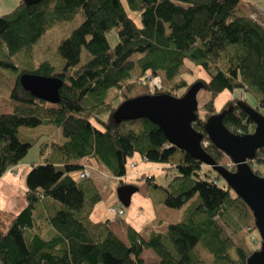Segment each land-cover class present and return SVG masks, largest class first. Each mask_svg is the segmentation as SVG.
Instances as JSON below:
<instances>
[{
  "label": "trees",
  "instance_id": "16d2710c",
  "mask_svg": "<svg viewBox=\"0 0 264 264\" xmlns=\"http://www.w3.org/2000/svg\"><path fill=\"white\" fill-rule=\"evenodd\" d=\"M125 1L140 11L142 25L128 14L124 0H20L0 13V66L15 70L11 76L0 71L3 100L13 106L12 112L0 113V177L23 160L41 135H53L52 128L58 135L39 143L45 161L27 173L26 206L16 213L0 209V264H148L143 252L150 248L160 259L154 264H247L259 248L241 234L254 223L252 211L212 166L171 144L150 119L118 121L114 112L130 97L181 96L203 81L213 97L199 105L204 115L198 109L194 128L208 137V118L225 111L222 121L229 130L253 132L255 120L242 107L250 105L246 97L230 96L221 106L215 98L223 90L252 91L258 103L250 106L263 114L264 25L241 8L247 0ZM77 12L84 19L57 45V58L36 59V44L47 30ZM113 29L119 35L115 47L107 37ZM187 59L207 77L189 81ZM24 72L60 76V102L33 96L20 82ZM151 77L160 80L154 90L144 80ZM41 125H52L51 131L21 137L22 127ZM204 148L219 163L236 168L211 142ZM135 154L175 171L166 185L154 173L138 175L147 188L159 190L155 202L186 207L166 231H153L150 237L128 223L125 241L110 229V219L90 217L103 198L104 182L71 173L83 169L80 160L88 157L124 184ZM249 163L255 173L264 174L256 168L264 166V146ZM49 200L60 206L49 208ZM199 245L213 255L211 263Z\"/></svg>",
  "mask_w": 264,
  "mask_h": 264
},
{
  "label": "water",
  "instance_id": "95a60500",
  "mask_svg": "<svg viewBox=\"0 0 264 264\" xmlns=\"http://www.w3.org/2000/svg\"><path fill=\"white\" fill-rule=\"evenodd\" d=\"M26 1L36 4L43 0ZM20 82L35 97L52 103L61 100L63 79L60 76L24 72ZM203 85V81L194 82L181 96L164 92L130 97L119 104L114 116L118 121L142 117L150 119L163 130L171 144L212 166L244 200L254 216L261 238L260 246L249 256L247 264H264V174L255 173L249 163L255 157L256 150L264 146V115L252 106L242 104L256 124L254 131L248 134L229 130L222 121L225 111L208 118L205 126L207 136L236 165L234 170L230 169L207 152L202 145L204 135L193 126L198 117V92ZM137 190L138 186L132 183L119 185L117 193L120 202L129 206Z\"/></svg>",
  "mask_w": 264,
  "mask_h": 264
},
{
  "label": "rangeland",
  "instance_id": "374dc122",
  "mask_svg": "<svg viewBox=\"0 0 264 264\" xmlns=\"http://www.w3.org/2000/svg\"><path fill=\"white\" fill-rule=\"evenodd\" d=\"M254 5H260L264 6V0H251ZM20 0H0V13L5 14L9 11H11ZM126 9L128 14L137 22L138 25H142L141 21V15L139 10L131 9L126 1L124 0ZM257 11V10H256ZM84 19V15L82 12H77L72 18L62 20L49 28L47 32L42 36L41 40L38 41L36 44V54L35 58H47V57H54L57 58L56 52H57V45L60 43V41L68 36L71 31L77 27L82 20ZM264 24V21H262ZM107 37L109 40V44L111 47H115L117 42L119 41V35L115 29L110 30L107 33ZM37 55V57H36ZM187 65L191 67L192 71L186 75L187 79L189 81H194L195 78L198 76H204L207 77L205 71L198 65H195L193 62L187 59L186 61ZM0 71H4L7 73V75H14L15 70L11 68H6L0 66ZM147 77V75H145ZM4 77H0V113L6 112L4 109H7L8 105L12 106L9 103L4 102L3 97L6 96V91L2 90V79ZM144 78V77H143ZM142 78V79H143ZM149 83V86L151 90H154V84H160V80L157 78H148L144 79ZM2 81V82H1ZM139 90H136L137 93ZM242 93L240 90H223L219 92L215 98L216 106H221L222 103L231 97H241V99H244L246 97V100L248 103L252 106H256L258 101L256 94L252 91H246V94ZM213 97L212 92L209 91L206 87H201V89L198 92V101L199 105L202 106L206 101L211 99ZM9 108V107H8ZM260 111L264 114V106L261 107ZM199 115L203 116L204 111L199 109ZM52 125H41L37 127H22L21 130V137L23 139H27L28 137H25L24 134L31 133V134H37L41 130L45 131H51ZM53 129V135L50 134V132L47 134L45 133L43 136L41 135L37 142H34V145L30 148L28 154L23 158L24 162H31L38 161L40 163L45 161V155H43L40 152V146L39 143L42 140H45L46 138H55L57 137V133L54 132ZM22 160V161H23ZM92 160V164L88 163L86 164L88 169L90 170L91 175H95L100 180L104 182V188H103V198L99 202V204L96 205V207L93 209V218L96 221H105L108 219H116L119 217V219H123V216H118L114 213H111L109 211V207L114 206H122L125 209V215L128 217V220L131 224L136 226L139 230L142 231V233L150 237L153 231H166L167 223L173 222L176 220H179L182 216L183 209L186 207V204L181 208H172L169 206H164L165 211L161 210L160 204L155 202V199H157L158 195L160 194L159 190H155L152 188H147L146 183L138 176L140 173H142L143 166H147L146 171L149 174L154 173L156 175V181L162 185H166L167 182L172 177V174L175 173V171H170L165 169V164L154 162V161H147L146 159H143L139 154H135L133 157L129 159L128 165H127V174L124 176V181L126 183H132V184H138L140 188L132 195V201L129 206H124L119 198L117 193V188L120 183V179L116 178L114 176L109 175L108 173L104 172L102 169L98 168L96 166V161L94 159ZM224 161H230L229 157L225 156ZM83 161L82 159L80 162ZM136 161L137 163L133 165V162ZM85 162H89L88 159L85 160ZM82 163V162H81ZM23 177L25 176L26 168L25 166H19ZM23 168V169H22ZM257 169H261V171L264 172V166L262 164H257ZM82 169L75 170L71 174L75 178L80 177V172ZM24 171V172H23ZM140 171V172H138ZM171 211V212H167ZM174 213V214H173ZM178 215L177 217L170 219L169 216L174 217L175 215ZM140 215V216H139ZM152 220V223L147 227L142 226V222H149ZM253 221V220H252ZM253 222L251 223V225ZM247 225L243 227L241 234L247 235V231L245 230ZM121 232V231H119ZM255 235L257 237H260L259 230L257 228L254 229ZM249 235H247L248 237ZM249 241V237L247 238ZM251 242V241H250ZM253 243V242H252ZM254 247H259V245L253 243ZM200 252L203 256V258L208 262L211 263L213 260V255L210 254L206 249L202 248L199 245ZM143 257L148 264H154L157 263L160 259L159 256L156 254V252L153 249H146L143 252Z\"/></svg>",
  "mask_w": 264,
  "mask_h": 264
},
{
  "label": "crops",
  "instance_id": "0c3cea01",
  "mask_svg": "<svg viewBox=\"0 0 264 264\" xmlns=\"http://www.w3.org/2000/svg\"><path fill=\"white\" fill-rule=\"evenodd\" d=\"M240 6L245 12L249 13L250 15L257 16V18L261 21V23H262V21H264V6L254 5L251 0L243 1L242 3H240ZM8 107H7V109H4V110L6 112H12L13 106L8 105ZM86 159H88L89 162H85ZM82 160L83 161H81V162L83 165H86L88 163H91V164L93 163L92 160L89 159L88 157L82 158ZM34 163H40V162H38L36 160L35 161L32 160L31 162H27V161L24 162V160H23L19 164H17L19 166H23V167L25 166V168L27 169L24 177H23V173H22L21 169H20V175L19 176L12 175L7 170L3 174V176L0 177V209L2 211L6 212V213H16V212H19L20 210H22L26 206L27 202H26V199L24 197V193L27 189L26 176H27V173L30 171V169ZM146 168H147V166H143L142 170H140V171H146ZM140 171H138V172H140ZM47 205L49 208H52V207L57 208L60 206L59 204H57L55 201H52V200H49L47 202ZM160 206H161V210L165 211L164 206H166V205L160 204ZM43 211L46 214H50V212H48L45 207H44ZM167 212H171V211H167ZM125 214L121 215L124 217L123 219H119V217H117L116 219H110L109 227L120 238H122L123 240L126 241L127 240L126 225L130 222L128 220V217H126ZM177 216L178 215L176 214L174 217H171V216H169V217H170V219H173ZM90 217L95 222H99L93 218V210L90 214ZM149 223L151 224L152 220L149 222H145V221L142 222V226L147 228L150 225ZM119 231H121V232H119Z\"/></svg>",
  "mask_w": 264,
  "mask_h": 264
},
{
  "label": "built area",
  "instance_id": "2783aa9c",
  "mask_svg": "<svg viewBox=\"0 0 264 264\" xmlns=\"http://www.w3.org/2000/svg\"><path fill=\"white\" fill-rule=\"evenodd\" d=\"M209 142H211L209 137H204L202 139L203 146H206ZM135 164H136V161L133 162V165H135ZM8 171L12 175H15V176H19L20 175V167H19V165H14V166L10 167L8 169ZM90 175H91V173H90V170L88 169L87 165L84 166L83 169L80 172V177L81 178H87ZM116 178H118V177H116ZM109 211L111 213H114V214L118 215V216L125 214V209L122 206H114V205H112V206L109 207ZM254 226H255V222L252 225L250 224L249 226H247L245 230L247 231V235H249L248 236L249 239H251L250 241L255 243V244H257V245H259L260 244V238H259V236L257 237V235H255Z\"/></svg>",
  "mask_w": 264,
  "mask_h": 264
},
{
  "label": "bare ground",
  "instance_id": "6f19581e",
  "mask_svg": "<svg viewBox=\"0 0 264 264\" xmlns=\"http://www.w3.org/2000/svg\"><path fill=\"white\" fill-rule=\"evenodd\" d=\"M204 138V137H203ZM203 145V144H202Z\"/></svg>",
  "mask_w": 264,
  "mask_h": 264
}]
</instances>
